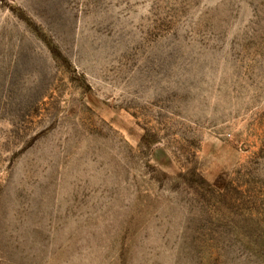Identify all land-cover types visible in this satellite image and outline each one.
I'll use <instances>...</instances> for the list:
<instances>
[{
  "label": "rangeland",
  "instance_id": "rangeland-1",
  "mask_svg": "<svg viewBox=\"0 0 264 264\" xmlns=\"http://www.w3.org/2000/svg\"><path fill=\"white\" fill-rule=\"evenodd\" d=\"M0 264H264V0H0Z\"/></svg>",
  "mask_w": 264,
  "mask_h": 264
}]
</instances>
